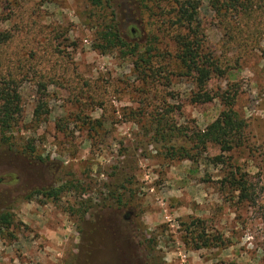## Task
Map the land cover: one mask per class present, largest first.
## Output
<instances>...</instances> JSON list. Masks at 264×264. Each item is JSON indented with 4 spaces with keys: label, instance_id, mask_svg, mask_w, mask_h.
Returning a JSON list of instances; mask_svg holds the SVG:
<instances>
[{
    "label": "rangeland",
    "instance_id": "1",
    "mask_svg": "<svg viewBox=\"0 0 264 264\" xmlns=\"http://www.w3.org/2000/svg\"><path fill=\"white\" fill-rule=\"evenodd\" d=\"M186 1L0 0V80L22 106L13 147L0 145V209L14 214L0 264H264V0L227 19L190 0L195 20L180 26ZM109 27L127 46L101 53ZM185 36L215 64L204 88L177 59ZM226 91L245 122L237 147L172 157ZM198 220L224 245L194 250Z\"/></svg>",
    "mask_w": 264,
    "mask_h": 264
},
{
    "label": "trees",
    "instance_id": "2",
    "mask_svg": "<svg viewBox=\"0 0 264 264\" xmlns=\"http://www.w3.org/2000/svg\"><path fill=\"white\" fill-rule=\"evenodd\" d=\"M95 4H101L102 0H92ZM209 6L219 14H223L225 19L228 18V13L235 12L234 16L242 14V17H251V10L253 9L254 0H208ZM199 9V4L194 1H186L180 4L178 19L180 26L182 23L192 24L195 20L196 14ZM10 40V35L7 32L0 31V44H4ZM182 49L177 54V59L181 63L182 67L188 71L191 75H196L200 88H204L211 80L213 75L212 61L206 58L202 53V49L198 41L189 39V36L182 37L178 41ZM102 43L99 46L101 53H108L120 46L126 47L127 45L121 39L118 30L115 27H109L105 30L102 36ZM101 48V49H100ZM137 49H133V54L136 55ZM143 62L151 63L145 58L141 59ZM216 69H218L216 67ZM0 80V145L6 144L13 147V128L19 122V118L22 114L21 106V94L19 92V86L16 85V81ZM237 92L234 94L231 92H225L221 95V100L224 103L226 109H224L219 117L206 127L203 131H196L193 129L184 130V134L190 138V144L181 146L179 148H173L170 150L172 157H178L181 160L194 161L195 154L193 150L207 149L209 145H214L225 152H231L237 147L240 135L245 127L244 120L240 117L239 113L234 110L236 102ZM195 102H211L212 97L209 93L197 95ZM39 109H36L35 114H39ZM192 145V146H191ZM194 145V146H193ZM35 151L34 147H27ZM222 161V160H218ZM222 163V162H221ZM248 182L243 178L230 182V184L242 194V197L249 199ZM62 190H53L47 193L46 196L53 198L57 196ZM202 225V221L198 220L192 222L188 226L189 234L192 237L194 243L193 249L200 250L203 248L216 247L218 244L224 245L225 241L217 234L212 236L207 234L206 227L203 226L201 231L195 232L193 227ZM14 226V214L10 211L9 207L0 209V234L13 235L9 231ZM15 238L11 239L14 240Z\"/></svg>",
    "mask_w": 264,
    "mask_h": 264
},
{
    "label": "flooded vegetation",
    "instance_id": "3",
    "mask_svg": "<svg viewBox=\"0 0 264 264\" xmlns=\"http://www.w3.org/2000/svg\"><path fill=\"white\" fill-rule=\"evenodd\" d=\"M130 214H131V213H130ZM124 219H125V220H129V216H128V215H125V216H124Z\"/></svg>",
    "mask_w": 264,
    "mask_h": 264
}]
</instances>
